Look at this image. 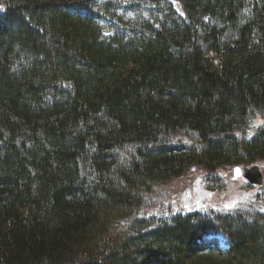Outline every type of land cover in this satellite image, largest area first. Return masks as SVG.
<instances>
[{"label":"trees","instance_id":"obj_1","mask_svg":"<svg viewBox=\"0 0 264 264\" xmlns=\"http://www.w3.org/2000/svg\"><path fill=\"white\" fill-rule=\"evenodd\" d=\"M255 116L264 0H0V264H264L251 204L145 212L264 161Z\"/></svg>","mask_w":264,"mask_h":264},{"label":"rangeland","instance_id":"obj_2","mask_svg":"<svg viewBox=\"0 0 264 264\" xmlns=\"http://www.w3.org/2000/svg\"><path fill=\"white\" fill-rule=\"evenodd\" d=\"M263 121L264 118L255 116L247 134H252ZM254 164L259 166L264 177V161L257 160ZM232 169L233 165L210 171L192 165L180 176L155 184L145 212L158 215L168 210L188 212L209 206L231 210L249 204L264 209V183L248 186L244 180L233 176Z\"/></svg>","mask_w":264,"mask_h":264},{"label":"water","instance_id":"obj_3","mask_svg":"<svg viewBox=\"0 0 264 264\" xmlns=\"http://www.w3.org/2000/svg\"><path fill=\"white\" fill-rule=\"evenodd\" d=\"M233 174L236 177L246 179L249 184L260 185L263 182V175L261 173V170L256 165L250 167L235 166L233 168Z\"/></svg>","mask_w":264,"mask_h":264},{"label":"bare ground","instance_id":"obj_4","mask_svg":"<svg viewBox=\"0 0 264 264\" xmlns=\"http://www.w3.org/2000/svg\"><path fill=\"white\" fill-rule=\"evenodd\" d=\"M255 165V164H254ZM236 166H242V165H236ZM250 166H253V164L252 165H249V166H244V167H250ZM257 166V165H256ZM235 167V166H234ZM233 167V168H234ZM259 167V166H258ZM261 170V169H260ZM232 173H233V169H232ZM261 173H262V171H261ZM263 175V174H262ZM233 176H234V174H233ZM234 177H236V176H234ZM238 178H240V179H242V180H244L245 181V183L248 185V186H261L263 183H264V177H263V182H262V184H260V185H253V184H249L248 182H247V180L246 179H244V178H241V177H238Z\"/></svg>","mask_w":264,"mask_h":264},{"label":"snow or ice","instance_id":"obj_5","mask_svg":"<svg viewBox=\"0 0 264 264\" xmlns=\"http://www.w3.org/2000/svg\"><path fill=\"white\" fill-rule=\"evenodd\" d=\"M238 171V170H237ZM262 211H264V209H262Z\"/></svg>","mask_w":264,"mask_h":264}]
</instances>
